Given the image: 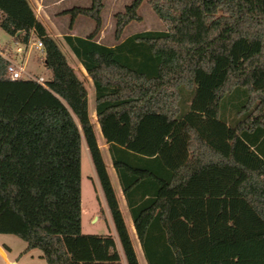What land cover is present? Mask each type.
<instances>
[{"label": "trees", "instance_id": "16d2710c", "mask_svg": "<svg viewBox=\"0 0 264 264\" xmlns=\"http://www.w3.org/2000/svg\"><path fill=\"white\" fill-rule=\"evenodd\" d=\"M63 40L94 112L146 264H264V0H148L164 30ZM145 0L116 14L115 39ZM0 29L42 44L51 73L12 80L0 56V233L46 264H139L87 112V91L29 0ZM84 142L115 235L81 232Z\"/></svg>", "mask_w": 264, "mask_h": 264}, {"label": "rangeland", "instance_id": "374dc122", "mask_svg": "<svg viewBox=\"0 0 264 264\" xmlns=\"http://www.w3.org/2000/svg\"><path fill=\"white\" fill-rule=\"evenodd\" d=\"M131 1L132 0L102 1L103 7L100 13L101 28L95 36V40L97 42L105 45H114L133 33L147 30L165 29L164 24L154 13L153 9L148 3V0H145L138 9L140 20H132L127 23L123 28L120 39L116 40L114 36L116 26L115 16L117 13L124 12L125 7ZM29 2L31 3L35 11L36 17L38 16V19L40 21H44L46 25L49 26L48 28L46 27L47 32L49 31V34H61V38H56V40L62 52L65 54L67 61L72 65V67H75L77 65V61L69 56V53L71 55V52L69 51V48L63 40V36L65 34L72 33V31H70L72 28H68L70 16L68 14H64V11L70 9L73 6L88 7L90 5V0H29ZM43 5H45L46 9L48 10L49 18L51 20L54 19L55 26L51 24V20H48L45 16H43V13L41 12L42 7H44ZM74 23L77 33L82 36H87L88 34H90L95 27V22L89 17L83 15L77 16L73 24ZM36 41L37 39L34 36L30 39L29 44L26 46L27 48L30 45L26 53L28 60L23 63L21 55H19L15 50L14 42L12 41L11 36L0 29V51L6 52L8 56L14 59L17 63H23L26 70L33 74L34 77H42L44 81H47L50 79L51 73L44 66L43 49L41 48L40 50L35 45H31L32 43H36ZM78 75L80 76V79L83 80L86 91L88 92V116L92 124V128L94 130L96 141L100 148L103 161L106 166L110 183L117 199L119 210L127 227L128 235L130 237L133 249L135 251L136 257L138 258L139 264H146L130 219V215L126 208L117 177L111 165V160L107 151V145L105 144V141L101 136L99 126L95 118L93 85L89 77V81H85L87 74ZM80 187L81 232L84 234L110 233L112 235H115L109 211L104 201L102 191L99 187V183L84 142L82 143L81 148ZM3 244L6 247H4ZM0 246L5 252H7L6 256L9 258V260H15L17 261V264H46L44 259L41 258V260H39V258L35 256L36 252L40 253L39 249L35 248V250H33L32 252H30L29 250L25 251L26 243L15 235L0 233ZM0 264L10 263H6L3 260L2 255L0 254Z\"/></svg>", "mask_w": 264, "mask_h": 264}, {"label": "crops", "instance_id": "0c3cea01", "mask_svg": "<svg viewBox=\"0 0 264 264\" xmlns=\"http://www.w3.org/2000/svg\"><path fill=\"white\" fill-rule=\"evenodd\" d=\"M44 7H42V13H43V16H45L48 20H51L50 18H49V14H48V10L46 9V7H45V5H43ZM37 18H38V16H37ZM43 24H44V26L45 27H49L48 25H46V23L44 22V21H41ZM55 22H54V19H52L51 20V24H53L54 26H55V24H54ZM70 31H72V33H71V35H75V36H80V37H85V36H82V35H80V34H78L77 33V31H76V26H75V23L73 24V27H72V29L70 30ZM58 32V31H57ZM48 33H49V31H48ZM50 35H52L54 38H61L60 37V33H56V34H50ZM11 39H12V41L14 42L15 41V39H13L12 37H11ZM31 45H35V43H32ZM14 46H15V50H16V52L19 54V55H21V58H22V62L23 63H25L27 60H28V58H27V50H28V48L30 47V45H29V47H27L26 48V46H24V45H22V44H15V42H14ZM109 46H111V45H109ZM17 48H20V52H18L17 51ZM70 51V50H69ZM71 52V51H70ZM69 56H71V58H73V59H75V57H74V55L71 53V55H70V53H69ZM76 60V59H75ZM77 61V60H76ZM70 64V63H69ZM71 65V64H70ZM72 66V65H71ZM73 69L75 70V73L77 74V76L80 78V76L78 75V74H80V75H82V74H86V72H85V70H84V68L78 63V61H77V65L74 67L73 66ZM82 77V76H81ZM85 81H89V79H88V76H86V80ZM91 81V80H90ZM92 83V82H91ZM87 98H88V92H87ZM95 113V112H94ZM124 199V198H123ZM127 208V207H126ZM132 222V221H131ZM4 245V244H3ZM4 247H6L5 245H4ZM7 249V248H6ZM33 250H35V249H31V250H29L30 252H32ZM0 254L2 255V258H3V260L6 262V263H10V264H17V261H15V260H9V258L6 256L7 255V252H5L2 248H1V246H0ZM37 258H39V260H41V251H40V253H38V252H36V255H35ZM43 259V258H42ZM137 260H138V258H137ZM123 264H126L125 263V261H123L122 262ZM139 263V262H138Z\"/></svg>", "mask_w": 264, "mask_h": 264}, {"label": "built area", "instance_id": "2783aa9c", "mask_svg": "<svg viewBox=\"0 0 264 264\" xmlns=\"http://www.w3.org/2000/svg\"><path fill=\"white\" fill-rule=\"evenodd\" d=\"M15 44H18L15 41ZM35 46L41 50L42 44L39 40L36 41ZM17 51L20 52V48H17ZM0 56L3 57L8 62V72L12 80L24 78L32 79L37 81L40 84H44V79L42 77H34L33 74L28 72L23 63H17L14 59L8 56L6 52L0 51Z\"/></svg>", "mask_w": 264, "mask_h": 264}]
</instances>
